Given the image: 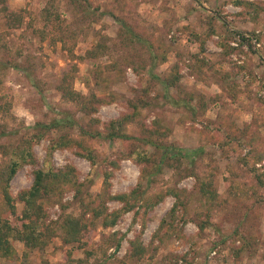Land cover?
I'll list each match as a JSON object with an SVG mask.
<instances>
[{"label":"rangeland","instance_id":"rangeland-1","mask_svg":"<svg viewBox=\"0 0 264 264\" xmlns=\"http://www.w3.org/2000/svg\"><path fill=\"white\" fill-rule=\"evenodd\" d=\"M235 1L5 0L7 13H0V166L6 161L4 146L31 137L37 123L71 118L76 124L53 129L32 145L34 162L23 164L9 182L16 212L9 213L0 194V213L20 227L18 193L31 185L36 168L71 172L76 184L43 202L44 226L53 229L44 246L28 249L11 237L15 255L0 258V264H264V0H240L260 6L256 15ZM114 16L133 25L143 43L128 47L130 39ZM241 36L247 40L241 43ZM148 45L156 55L150 71ZM173 77L175 86L166 89L162 79ZM70 89L84 95L86 103L96 97V110L83 112L63 94ZM141 96L149 105L127 123V134L142 137L146 126L179 148L203 145L204 151L194 164L183 159L163 166L144 196L167 189L175 194L147 214L135 207L112 226L102 224L103 216L87 214L88 245L64 243L59 221L81 213L78 185L83 200L94 197L108 169L113 173L108 195L126 193L141 168L123 158L138 143L135 139L107 141L79 129L103 131L110 119L130 113L129 102ZM92 117L99 122L92 123ZM62 134L88 147L95 164L78 156L76 145L49 153L50 139ZM110 160L119 167L110 166ZM189 167L211 182L215 202L200 195ZM105 205L108 211L122 207L108 198ZM196 221L209 224L199 230ZM141 230L145 251L133 256L130 241Z\"/></svg>","mask_w":264,"mask_h":264},{"label":"trees","instance_id":"trees-1","mask_svg":"<svg viewBox=\"0 0 264 264\" xmlns=\"http://www.w3.org/2000/svg\"><path fill=\"white\" fill-rule=\"evenodd\" d=\"M76 1V0H74ZM81 2L78 3V8H81ZM237 6L246 4L252 9L253 14H258L262 9L256 3L247 1H235ZM44 11L51 14L48 8H44ZM0 13H7V6L5 0H0ZM12 13L9 12L8 16ZM14 15V13H13ZM48 17V14H47ZM115 17V16H114ZM17 24L21 22L20 17H16ZM115 20L119 22L121 31L123 35L128 36L130 42L129 46L135 44L143 43V39L138 32L133 28V25L127 23L124 18L115 17ZM226 35V33H225ZM229 37V35H226ZM235 38V37H234ZM240 42L246 41L247 39L243 36L240 38ZM239 42V41H238ZM148 52L150 55V68L154 66V61L156 59L155 52L152 51V46L148 45ZM89 54H94L89 51ZM13 68L22 70L19 65H13ZM177 77H173L171 80L162 79L163 84L166 89L175 86ZM68 99L80 104V109L89 114L96 110L94 105L98 101L96 97H92V101L89 103L85 102V96L75 92L74 90H67L63 93ZM170 97V96H168ZM131 107V112L127 114H122L116 118L110 119L103 131L98 129H84L80 128L79 132L82 135H88L91 138L102 137L107 141H114L117 138L128 140L135 139L138 141L137 144L133 145L131 150L123 153L125 157L131 159L136 165H140V174L137 183L126 193H120L117 195H108V190L111 186L110 179L112 178V171L105 169L103 177V189L97 193L94 197L83 200L81 196V186L78 185V189L75 192V198H79V203L81 206V213L79 215L65 214L59 221L61 229V239L64 243H76L80 248L85 244L88 245V228L89 220L87 219V214H91L94 217L103 216L102 224L104 226L115 225L120 216L128 211L134 210L135 207H139L142 213L145 215L150 211L155 205L161 202L165 196L175 194L172 189H167L165 192H159L153 197L144 196V189L148 184L156 181V177L164 165H175L174 162L178 164L182 163L183 159H187L189 163L194 164L195 159L200 157L201 153L204 151V146L201 145L192 150L182 149L175 146L171 142L163 141L159 139L161 133L157 130H152L146 126L141 128L142 137H133L127 134L126 125L130 121L137 118L139 115V108L146 107L149 105L144 97H136L135 100L129 102ZM174 104H179V102H174ZM184 104H187L184 102ZM92 123H98L97 118H91ZM76 124L71 118L56 119L50 123H37V132L29 138H21L15 144H9L4 146V151H1L2 155L6 157V161L0 166V194L2 196L3 202L6 205L10 214L16 212L15 209V198L11 195L9 191V182L15 175L17 170L25 163L34 162V154L32 151V145L38 142L42 138H47L48 133L55 129H60L62 127H72ZM51 145L49 148V153L52 152L54 148L70 147L76 145L79 150L76 151L78 156H82L90 161L91 165L95 164L96 156L91 150L82 145L77 139L69 137L67 134L59 135L57 138H51ZM229 142V141H228ZM226 144H228L226 142ZM147 146L153 148V151H148ZM223 147V146H222ZM260 154L256 157V163H260L263 159L259 158ZM259 156V157H258ZM109 165L118 168L119 164L115 160H110ZM178 166V165H177ZM253 170H258L257 167L253 166ZM232 172V171H231ZM33 180L31 185L21 190L18 193V198L23 202V209L18 214V220L20 222V227L13 226L8 218L3 217L0 213V258L12 259L15 255V250L10 241L11 237H17L22 241L26 248L35 249L42 248L45 244L46 238L52 234L53 229L48 225L44 226V209L43 202L54 197L61 188L67 186L75 185L76 181L71 172L62 171L55 168H48L46 170L41 168H36L33 170ZM188 174H191L199 181L198 191L200 195L211 199V202H215L217 198V193L211 189V182L200 180L199 176L195 171L189 167ZM231 178L227 177L226 180L230 181ZM262 184H264V177H261ZM106 198L118 200L122 203V207L108 211L105 205ZM96 199L99 203L95 204ZM166 219H162L159 227H162ZM199 230H203L209 221H196ZM144 227V225H142ZM142 230L136 235L134 240L130 241L132 255L141 256L145 251V246L141 242ZM120 239L115 243V249L119 247Z\"/></svg>","mask_w":264,"mask_h":264}]
</instances>
